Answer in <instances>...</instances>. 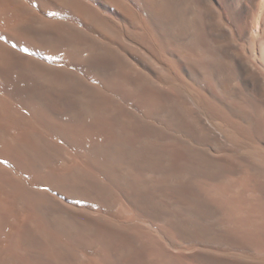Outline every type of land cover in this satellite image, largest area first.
I'll list each match as a JSON object with an SVG mask.
<instances>
[{
  "label": "bare ground",
  "instance_id": "bare-ground-1",
  "mask_svg": "<svg viewBox=\"0 0 264 264\" xmlns=\"http://www.w3.org/2000/svg\"><path fill=\"white\" fill-rule=\"evenodd\" d=\"M262 108L264 0H0V264H264Z\"/></svg>",
  "mask_w": 264,
  "mask_h": 264
},
{
  "label": "rangeland",
  "instance_id": "rangeland-1",
  "mask_svg": "<svg viewBox=\"0 0 264 264\" xmlns=\"http://www.w3.org/2000/svg\"><path fill=\"white\" fill-rule=\"evenodd\" d=\"M229 8H230L231 13L233 15H235L236 10H237L236 7H235V5L234 4H231ZM258 10H260L259 7L255 10V12L253 13V15L251 14V16H250V17H252L251 19L253 21H255V19H257V17H258V16L256 17V15H257L256 13L258 12V14H259V11ZM216 15H215V17H216L215 19L217 20V19H219V17H218V15L217 16ZM253 32L255 33L256 32V29H253ZM258 38H259V36H258ZM244 39H246V40H244ZM243 40H244V42H243ZM257 41L258 42H257L256 45H257V49H259V54H260V52L262 50V47H263V40L262 39H259ZM241 42H243L245 44H243ZM239 43L244 47V48L243 47L242 48L245 49V47L248 46V43H250V41L245 37L242 40H239ZM225 73L226 72H224L223 75H222L224 77V83H226V86L228 85L227 86L228 89H226V93L225 94H222V92H220L219 88L215 84L214 80L211 81V79H209V78H206L205 79V82L203 83L204 84L203 86L210 87V89H211L212 94L214 95V97H216V98L221 97L223 99V101L225 102V105H227L229 107L237 108V109H239L241 111H245V112H247L249 114H254V107H253L254 105H253V103L254 102H257V101L253 99L252 92H251L252 91L251 88L242 85L238 81L239 79H238L237 76L232 75V77H230V79H229V77L228 78L226 77V74ZM230 86H232V88H230L231 90H229V87ZM227 91H229L230 93H228ZM233 97H234V99H233ZM237 97H239V98H237ZM257 97L259 99H262V98H260L259 95ZM257 103H259V102H257ZM244 104H247V105H244ZM262 110L264 112V108H262Z\"/></svg>",
  "mask_w": 264,
  "mask_h": 264
}]
</instances>
